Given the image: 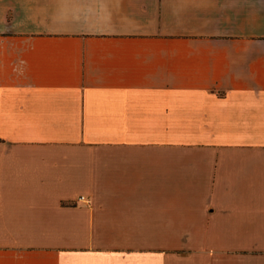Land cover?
Wrapping results in <instances>:
<instances>
[{
	"label": "crops",
	"instance_id": "0c3cea01",
	"mask_svg": "<svg viewBox=\"0 0 264 264\" xmlns=\"http://www.w3.org/2000/svg\"><path fill=\"white\" fill-rule=\"evenodd\" d=\"M0 264H264V0H0Z\"/></svg>",
	"mask_w": 264,
	"mask_h": 264
}]
</instances>
